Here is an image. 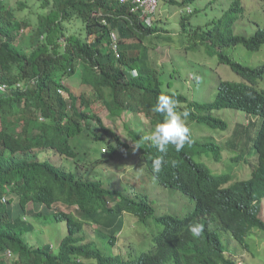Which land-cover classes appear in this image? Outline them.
Returning a JSON list of instances; mask_svg holds the SVG:
<instances>
[{
  "label": "trees",
  "instance_id": "trees-1",
  "mask_svg": "<svg viewBox=\"0 0 264 264\" xmlns=\"http://www.w3.org/2000/svg\"><path fill=\"white\" fill-rule=\"evenodd\" d=\"M40 1L45 12L33 25L0 0V264H6L7 255L15 264H237L226 254L223 233L248 248L251 233L264 232V89L258 88L264 81V63L248 66L230 54L238 47L260 53L264 46L261 25L253 34L241 33L242 27L247 31L254 24L244 0H164L181 9L177 26L179 36L186 37L179 38L185 52L203 49L212 61L209 77L205 65L193 63L194 80L178 66L164 72L158 53L151 52L149 38L174 41L158 14L149 26L140 11H132L121 0ZM217 4L227 10L220 16ZM132 68L137 69L135 78ZM229 71L240 80L232 79ZM65 79L78 83L83 92ZM191 83L203 85V99L197 89L190 97ZM162 90L174 96L177 111L189 112L190 142L184 152L170 146L164 159H175L177 165L166 164L155 175L152 158L162 154L142 137L163 119L153 110ZM90 100L102 104L114 120L124 113H144L151 120L148 130L125 124L136 150L104 125ZM222 110H238L258 121L250 147L255 161L251 149L246 160L252 171L235 182L233 168L245 160L244 149L231 159L226 173L195 160L207 154L221 162L224 150L237 147L235 136L219 144L213 135L228 129L223 118L214 116V111ZM244 135L250 141L249 134L239 129L238 137ZM101 141V147L113 152L111 159L136 151L158 185L181 191L194 203L192 212L158 218L164 229L155 237L154 247L135 258L129 241L117 245L127 214L149 225L152 201L133 185H107L97 174L92 158L101 152L96 144ZM49 154L61 162L55 163ZM86 166L87 171L82 169ZM193 222L204 225L199 237L188 230ZM58 224L66 228L60 244L30 242L29 235L39 228ZM91 224L97 227L89 237Z\"/></svg>",
  "mask_w": 264,
  "mask_h": 264
},
{
  "label": "rangeland",
  "instance_id": "rangeland-1",
  "mask_svg": "<svg viewBox=\"0 0 264 264\" xmlns=\"http://www.w3.org/2000/svg\"><path fill=\"white\" fill-rule=\"evenodd\" d=\"M163 1L164 0L160 1L157 17L161 16L163 18L166 27L172 32L174 41L168 42L164 40H158L157 38L153 37L149 38L151 39V45L148 44L149 40H146L145 43L150 45L151 52L154 53L156 50V52L158 53L160 57V63L163 67L162 70L164 72L169 73L173 70L174 67L178 66L180 68H183L182 71L187 72L186 77H189V80H194L192 75L193 72H191V69L196 68L193 64L196 63L198 64L196 65L197 67L203 65L207 67L205 70L209 77L212 61L206 58L204 50L202 49L196 52H185V46L179 39L180 37H182V40L186 38L183 37V35L179 36L180 33L177 26L181 9L169 5L168 3ZM259 1L244 0V3L248 7L247 12L250 11L254 17L252 20L254 24H251L247 31L245 27L241 26V24L238 28L240 30V28L242 27V32L239 30H237V32H246V34H253L258 26L261 25L264 28V1ZM6 2L16 11V14L20 19H29L31 24L33 25L38 23L39 15L45 12V10L42 8V3L40 0H6ZM217 7L218 8L215 12L220 16L223 9L226 10V8L220 9V4H217ZM230 54H232L235 60L240 61L248 66L255 67L264 63V46L260 53H250L244 50L243 47H238L234 49ZM185 56H187V61L183 60ZM168 64H173L174 66L172 67ZM222 73L223 76L226 77L225 80H229V78H227L228 75L224 74V72ZM229 74L232 76V79H235V81L240 80L239 76L235 73H232V71H229ZM213 77L214 75L211 73L212 81ZM183 80L184 76L182 77L181 82ZM202 80V83H204V78ZM69 81L73 86H76L75 89L79 93L83 92V89L79 86V84L74 82L72 79H65L64 82L68 83ZM177 88L181 91H184L185 89L182 83H178ZM189 88L190 97H192L194 89H197L199 98L203 99V85L198 84V86H195V84L191 83ZM258 88L264 89V81L260 82ZM91 102L93 104V110L97 112V114L103 119L104 125L108 128L113 129L126 143H128L133 148V150H136L137 143L129 135L130 131L125 126V124H128V126L131 128H141V126H144L148 130V127L152 126L151 120L147 116H145L144 113L139 114V116L133 114L131 115L130 113H124L120 119L114 120L111 118L109 111L103 108L104 106L102 104L96 101ZM214 116H216V118H223L229 123L228 129L226 131H221L220 129H218L217 131L213 132V135L217 138V142H219V144H225L230 138H234V134L238 129L239 122L244 123L246 126H248L250 124V121H253L252 125L255 133L258 130V121L256 117L251 118L246 116L245 114L236 111L233 112L231 110L214 111ZM101 143L102 141L96 143L99 148L101 147ZM103 148H106V146H102L101 152H95L93 158H91L96 163L95 171L99 176L104 178L106 184L111 185L114 182V184H116L118 187L122 186L124 188H129V185H133L136 187L137 192L149 195L152 201L153 216L150 220L149 225L138 223V220L134 215L127 214L126 226L123 231V235L119 239V243L117 245V247H123L126 246L128 244L127 241H129V243L132 245L131 250L134 251L131 252V250H127L125 254L128 255V253L131 252L133 257L135 258L139 252L147 251L154 247L155 237L164 229V225L161 222H158V218H163L167 214L182 216L185 213L192 212L194 210V203L191 198L185 196L181 191L165 188L158 185L156 178L153 175L148 174L144 165L142 167V155H140L139 152L138 154L140 156L138 157L135 155L136 151H134V154L131 156H124L119 154L110 161V157L107 156H111V154L109 153V151L108 153L104 154L102 151ZM226 148L229 147L227 146ZM241 149L245 150V159H248V146L244 144L243 147L240 148V151ZM238 151V147H235L233 151L228 149L224 150L222 155L223 159L221 162H216L207 154H204L203 156H196L195 160H198L197 162L200 161L204 163L216 173H226L230 171V164L232 163L231 159L237 155H240V152ZM46 157H48V155H46ZM49 157L55 163L61 162L62 160L59 156L53 154H49ZM104 160L108 161L109 163H104ZM253 160L255 161L254 157ZM72 166L77 169V164L73 163ZM82 169L87 171V166ZM251 171L252 166L244 161H241L239 164H237V167L235 169L233 168V182L242 178H246ZM262 217L264 219V202ZM129 219L132 220V225L130 224ZM95 227L97 226L94 224L87 226L89 237L90 234H95ZM65 235V225L58 224V226L50 225L48 229H44V227H41L36 232H33V234L29 235V237L30 242L33 244L41 242L60 244ZM223 235L224 239L222 240L226 245V254L233 258L237 264H264L263 231L255 229L251 233L252 236L248 239V248L235 241L234 239H229L228 234L223 233ZM25 237L28 238V234H26ZM11 260L12 259H10L9 255H7L5 263L15 264Z\"/></svg>",
  "mask_w": 264,
  "mask_h": 264
},
{
  "label": "clouds",
  "instance_id": "clouds-1",
  "mask_svg": "<svg viewBox=\"0 0 264 264\" xmlns=\"http://www.w3.org/2000/svg\"><path fill=\"white\" fill-rule=\"evenodd\" d=\"M130 75L133 78H135L137 76V69L132 68L130 70ZM176 104H177V101L175 100L174 96L169 94L167 90H162L161 94L157 98V101H156V104L154 105L153 110L157 113L162 114L163 119L160 122L155 124L150 134L142 137L144 141L151 142L152 146L155 147L158 150V152L162 154L160 156H156L152 158L151 168H152L153 174L155 175H159L166 164L170 163L171 166L173 167L177 165V161L175 159H172L170 161L164 159V157L167 156L169 152L170 146L174 147L176 152H184L186 150H182V149L184 148L186 143L190 142L189 141L190 129L187 126V118L189 116V112L187 110H184L182 112L177 111ZM231 111L240 112L252 118V116L244 112H241L238 110H231ZM241 128L246 133L249 134L250 141L248 140L247 135L241 136L240 138L238 137V132H239V129ZM252 132H253V125L251 124V121L248 126H246L244 123H241V122L238 123V129L235 132L234 136L236 140L235 145L239 148V150L240 148L243 147L244 144L248 146L249 151L251 149L250 147L254 146L253 141L255 139V136L252 135ZM102 151L104 154L108 153L106 148L102 149ZM109 153L112 154L113 152L109 151ZM254 153H255V150L251 149L252 158L254 157L253 156ZM249 157L250 155L248 156V158ZM111 160L112 159L110 156V161ZM246 160L248 159H245L244 162H246ZM160 186H163L165 188H170L162 184ZM119 188H124V187L121 186ZM188 230L193 237H199L200 235H202L204 231V225L199 222H193L188 226Z\"/></svg>",
  "mask_w": 264,
  "mask_h": 264
},
{
  "label": "built area",
  "instance_id": "built-area-1",
  "mask_svg": "<svg viewBox=\"0 0 264 264\" xmlns=\"http://www.w3.org/2000/svg\"><path fill=\"white\" fill-rule=\"evenodd\" d=\"M123 3L130 4L132 11H140L146 24H153V17L158 14L160 0H121ZM116 40V38L114 37ZM4 89V87H2Z\"/></svg>",
  "mask_w": 264,
  "mask_h": 264
}]
</instances>
